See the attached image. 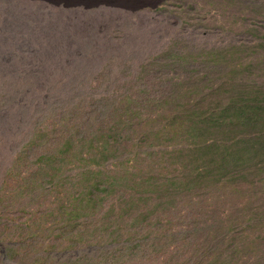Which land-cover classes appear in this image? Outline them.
<instances>
[{
    "label": "rangeland",
    "instance_id": "obj_1",
    "mask_svg": "<svg viewBox=\"0 0 264 264\" xmlns=\"http://www.w3.org/2000/svg\"><path fill=\"white\" fill-rule=\"evenodd\" d=\"M236 90L264 94V0H0V264H197L232 239L235 264H264V228L246 232L251 248L238 234L264 220L263 156L249 150L242 168L224 169V182L183 185L173 200L164 186L206 157L189 152L205 138L190 134L192 118ZM72 126L100 142L101 130L122 128L113 156L82 167L125 177L121 192L135 194L138 214H152L135 239L133 216L113 244L68 227L49 235L65 221L44 215L63 203L16 188L13 162L38 131L55 142ZM209 136L222 145L241 132ZM150 233L160 242L139 247ZM106 252L121 257L99 261Z\"/></svg>",
    "mask_w": 264,
    "mask_h": 264
},
{
    "label": "trees",
    "instance_id": "obj_2",
    "mask_svg": "<svg viewBox=\"0 0 264 264\" xmlns=\"http://www.w3.org/2000/svg\"><path fill=\"white\" fill-rule=\"evenodd\" d=\"M250 93V91L239 90L230 92L226 101H223L221 106L215 107L210 114H202L199 120L192 118V124L189 126L190 134H199L205 138L197 149H191L189 152L196 151L207 154L196 172L192 171L186 177L177 175L169 178V185L164 186L166 191H169L171 199L174 194L178 196V189L183 185H191L205 179H212L215 182L214 176H218L224 182L229 175V172L224 169L233 164H238L237 169L242 168L249 160L247 158H251L252 152L256 154V157L263 156L264 158V153L259 149L260 145L264 144V94ZM121 130L122 128L116 126H111L106 131L101 130L104 139L100 142L91 137L92 135L88 131H86L85 137L82 135L81 129H75L72 126L67 127L54 142L48 138L46 133H43L44 129H41L38 131L40 134H37L36 138L20 151L10 171L11 176L19 178V181L15 183L16 188L23 192L28 191L29 194L42 191L44 197L55 195L57 204L63 203L56 208L57 213H53L52 209H49L44 215L47 219L65 221L64 225L59 228H57L59 225H53L55 227L48 230L49 235H53L54 231H57L62 234H59L60 237L65 236L68 233L66 230L72 228L71 232L78 234L80 239H83V236L90 237L92 234L104 235L108 237V241H110L108 243L113 244L116 242L115 239L119 238L120 240L123 233L120 229L121 225L132 220V216L136 220L132 224L134 228L130 236L134 234L135 239L136 235L142 233H139L137 229L143 225L144 221L147 222L148 218L151 219L149 216L152 214L149 212L138 214L140 203L137 202L135 194L127 191H124V194L121 192V181H124L125 177L117 172L104 174L100 171H91L88 167H82L89 166L98 153L104 159L113 156L112 151L118 149L116 135ZM223 130H227L228 133L231 130H237V132L239 130L241 137L236 136L232 138V142L224 141L220 145L209 136V134ZM81 135L83 139L80 138ZM36 139L43 141L37 143ZM40 147H42L41 151H39ZM25 159L26 166L24 165ZM261 164H263L262 161H259L258 167ZM70 165L73 167L69 169ZM75 168H79L80 171L72 174L77 170ZM224 174L226 175L222 176ZM136 186L139 185L136 183ZM118 193H121L122 199L116 203L114 197ZM258 215L256 214L249 220H255ZM95 219L98 221L93 223ZM228 220L231 223L236 218L231 215ZM67 221H70L72 225L69 226ZM82 227L85 228L84 232L81 231ZM262 227L264 228V220L260 219L257 222L253 221V225L249 229L243 228L238 231L245 244L244 248H251L256 243L253 238L252 241H248L249 237L246 236V232L254 234ZM228 233H231V227L230 231H226V236ZM152 235L153 233H150L142 242L138 240L139 247L148 245L149 242L156 245L159 239H154ZM263 238L260 237V239ZM90 241L91 239L88 240L89 243ZM126 243L127 245L123 250L121 249V253L128 259L134 248H131L129 241ZM239 246L240 244L234 239L228 243L224 241L221 249H211L208 254L202 257L203 261L197 258L199 261L197 264H235L240 253ZM118 257L121 256H116L113 252H106L104 255L102 253L101 256H98V259L107 262Z\"/></svg>",
    "mask_w": 264,
    "mask_h": 264
},
{
    "label": "bare ground",
    "instance_id": "obj_3",
    "mask_svg": "<svg viewBox=\"0 0 264 264\" xmlns=\"http://www.w3.org/2000/svg\"><path fill=\"white\" fill-rule=\"evenodd\" d=\"M79 1H81V0H79ZM106 1H107V0H106ZM92 2H93V1H92ZM92 2H91V3H92ZM81 3H82V2H81ZM68 5H69V4H68ZM87 5H88V4H87ZM125 5H126V4H125ZM91 6H92V4H91Z\"/></svg>",
    "mask_w": 264,
    "mask_h": 264
}]
</instances>
